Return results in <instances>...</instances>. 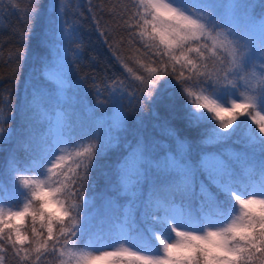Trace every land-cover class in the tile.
I'll use <instances>...</instances> for the list:
<instances>
[{
	"label": "snow or ice",
	"instance_id": "1",
	"mask_svg": "<svg viewBox=\"0 0 264 264\" xmlns=\"http://www.w3.org/2000/svg\"><path fill=\"white\" fill-rule=\"evenodd\" d=\"M29 9L28 21L48 19L41 34L48 83L26 86L18 129L3 127L11 125L10 115L0 118V252L29 264L50 256L57 264H264V0H127L110 9V18L142 46L140 67L148 75L135 76L132 93L113 80L96 105L78 100L88 112L108 106L110 115L91 123L75 118L69 96L81 88L72 77L83 48L79 27L66 28L67 10L57 0H31ZM26 58L24 51L17 56ZM169 81L190 98L188 110L161 88ZM95 91L103 95L99 85ZM145 110L157 136L174 144L143 131ZM240 117L256 128H247L233 162L202 152L192 163V144L183 137L195 132L201 145L221 144L237 133ZM133 121V139L124 141ZM120 143L123 154L96 194L99 214L86 192L98 162ZM69 145L76 151L65 156ZM94 239L110 246L94 251ZM153 240L155 252L139 250Z\"/></svg>",
	"mask_w": 264,
	"mask_h": 264
},
{
	"label": "trees",
	"instance_id": "2",
	"mask_svg": "<svg viewBox=\"0 0 264 264\" xmlns=\"http://www.w3.org/2000/svg\"><path fill=\"white\" fill-rule=\"evenodd\" d=\"M53 0H43L45 5H49ZM93 6V11H89V3ZM58 5H63L67 10L68 20L66 28L73 24L79 27L80 35L83 39V48L80 53V60L73 65L72 77L73 82H80L81 88H73L69 92L72 102L75 105V118L84 122H103L110 115L108 106L104 105L100 110L88 112L77 102L83 100L89 107L96 105L98 99H105L107 93L103 92L106 84H112L113 80L123 81L124 90L128 93L133 92V88L129 85H135L138 82L135 80L136 75H148L147 67L141 68L144 64L143 48L139 43H132L128 32L121 28L120 24L114 22V17L110 18L109 10L116 8L117 5L127 3V0H57ZM31 0H0V118L12 117L11 125L4 124V128L11 126L13 129H18L22 122V108L25 102V97L29 88L26 91L28 84H33L38 88H43L48 83L44 79V73L49 62V49L41 43L42 29H48L47 16L42 21H28L26 12H28ZM119 9H117L118 11ZM95 17V19H94ZM99 24V27H98ZM101 32L109 33V35H101ZM27 33V35H26ZM27 39V46L21 48L23 41ZM136 37V41H139ZM107 41V42H106ZM111 45V49L109 47ZM73 47H76L73 45ZM140 49L137 51V49ZM24 51L25 60H18V54ZM115 53V54H114ZM121 61L133 68V72L129 74L121 67V62H118L117 57ZM72 58L71 56L69 57ZM131 58V59H130ZM154 66V65H149ZM103 81V83H102ZM256 81H253L255 84ZM99 85L103 95L97 96L95 87ZM161 88L175 97L174 103L185 110L189 109L188 103L190 98L186 94H179L173 82L167 84L162 83ZM158 90V95H159ZM193 91H199L195 89ZM239 95V94H238ZM10 98V103H8ZM194 101V97L191 98ZM40 104L39 99L36 101ZM11 109V111H9ZM125 111H130L125 109ZM207 115V113H205ZM264 114V113H261ZM143 131L150 135L156 136L157 139L163 140L167 144H174L172 138L157 136L151 127L149 113L145 110ZM211 123H215L214 121ZM239 128L237 133L229 140L221 144L201 145L198 143L199 136L195 132H190L184 139L192 144L190 159L193 164H198L202 152H216L222 155L226 162H233V154L239 153L246 140V130L248 127L256 128V125L251 124L250 118L240 117ZM177 127L184 128L183 122L179 119L176 122ZM136 124L133 121L129 132L122 133L124 141L133 139L132 132L135 130ZM258 131V129H257ZM88 141L78 147L87 146ZM68 152L65 156H71L76 147L67 146ZM124 145L120 143L114 145L106 154L105 158L98 162L97 168L92 173L93 187L90 188L86 195L89 198L95 199V206L92 211L99 214L103 213L102 200L96 197V194L105 188V173L108 171V166L114 163L123 154ZM4 150L0 149V160L4 158ZM71 163V160H69ZM38 178V177H37ZM205 180L204 176L200 177ZM238 210V209H237ZM28 231H31L30 223L26 225ZM116 238L114 235L111 240ZM99 240L94 239L96 245ZM158 242L152 241V247H140L143 252H155ZM0 258H3V264H29L27 261H21L16 257L14 252H0ZM57 264L54 257L47 259L41 258L40 261H34V264Z\"/></svg>",
	"mask_w": 264,
	"mask_h": 264
},
{
	"label": "rangeland",
	"instance_id": "3",
	"mask_svg": "<svg viewBox=\"0 0 264 264\" xmlns=\"http://www.w3.org/2000/svg\"><path fill=\"white\" fill-rule=\"evenodd\" d=\"M67 152H68V149H67V147H65V148L63 149L62 154H63V155H66ZM38 178H41V177H38ZM237 212H238V210H237ZM110 243H111V245H115V244H116V238L110 240ZM109 246H110V245H109V241L106 240V239H101V240L99 241L98 245H96L94 241H93L92 244H91V247L93 248L94 251L100 249L101 247H105V248H106V247H109ZM142 252H143V251H142ZM36 264H37V263H36Z\"/></svg>",
	"mask_w": 264,
	"mask_h": 264
}]
</instances>
